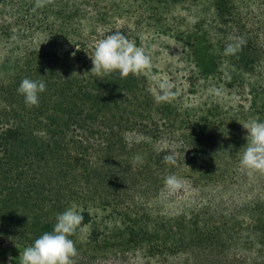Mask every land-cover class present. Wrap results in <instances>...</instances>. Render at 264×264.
Instances as JSON below:
<instances>
[{
	"label": "trees",
	"instance_id": "obj_1",
	"mask_svg": "<svg viewBox=\"0 0 264 264\" xmlns=\"http://www.w3.org/2000/svg\"><path fill=\"white\" fill-rule=\"evenodd\" d=\"M132 21L187 46V94L226 101L157 102L141 73L91 72L112 32L139 46ZM233 37L245 42L225 55ZM24 78L45 81L38 106L17 92ZM254 118L264 0H0V247L31 245L71 207L75 264H264V182L239 164Z\"/></svg>",
	"mask_w": 264,
	"mask_h": 264
},
{
	"label": "clouds",
	"instance_id": "obj_2",
	"mask_svg": "<svg viewBox=\"0 0 264 264\" xmlns=\"http://www.w3.org/2000/svg\"><path fill=\"white\" fill-rule=\"evenodd\" d=\"M245 41L242 37H233L232 42L224 48L225 55L236 54ZM91 72L106 75L118 72L121 77L136 75L151 67V57L135 41L119 31L112 32L96 42L91 51ZM159 91L155 96L157 102L169 101L174 93L172 85L167 82L158 84ZM46 91L44 80L24 78L17 88L28 106H38L40 95ZM217 96L220 89H212ZM247 131V143L239 160L242 169L264 173V121L251 119L242 125ZM139 159V157H137ZM168 164H175V156L169 153L164 156ZM164 184L170 192H175L183 186V179L175 174L165 177ZM84 217L80 212L69 207L58 213L55 224L50 232H44L33 243L24 248L19 256V264H75L78 250L70 237L81 225Z\"/></svg>",
	"mask_w": 264,
	"mask_h": 264
},
{
	"label": "rangeland",
	"instance_id": "obj_3",
	"mask_svg": "<svg viewBox=\"0 0 264 264\" xmlns=\"http://www.w3.org/2000/svg\"><path fill=\"white\" fill-rule=\"evenodd\" d=\"M130 25L139 37V47L144 48L151 57V67L142 71L141 74L148 78L149 83L155 86V89H158L160 82L170 83L171 91L176 90L179 94L185 93L186 103L194 106H200L205 101L208 104L223 99L226 101L227 97L217 96L208 90L207 85L202 89L198 88V92L195 94H187L189 90L187 77L196 69L187 57V46L183 42L169 34H163L159 27L147 26L137 21H132ZM258 175L260 176L259 180L264 182V173L256 172L253 179H256ZM247 176L251 178L253 175L251 172H247ZM262 188H256L255 194H264ZM24 248L25 246L18 244L1 246L0 264H19V256Z\"/></svg>",
	"mask_w": 264,
	"mask_h": 264
}]
</instances>
